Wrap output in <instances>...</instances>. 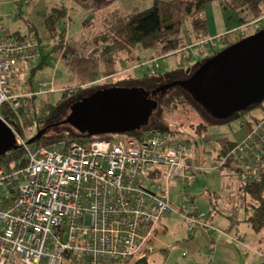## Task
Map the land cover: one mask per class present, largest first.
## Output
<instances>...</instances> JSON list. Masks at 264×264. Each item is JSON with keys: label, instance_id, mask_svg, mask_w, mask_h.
<instances>
[{"label": "built area", "instance_id": "obj_1", "mask_svg": "<svg viewBox=\"0 0 264 264\" xmlns=\"http://www.w3.org/2000/svg\"><path fill=\"white\" fill-rule=\"evenodd\" d=\"M44 49L35 30L8 34L0 16V120L26 154L0 165V264H121L144 257L156 226L172 209L168 188L154 191L161 183L152 179L148 187V175L166 185L174 179L191 185L190 147L153 134L27 143L23 118L40 91H16L10 77L20 61L32 68ZM242 124L246 136L223 160L239 167L244 185L264 171V116ZM191 205L186 201L176 210L189 229L205 225L204 211L185 212Z\"/></svg>", "mask_w": 264, "mask_h": 264}, {"label": "rangeland", "instance_id": "obj_2", "mask_svg": "<svg viewBox=\"0 0 264 264\" xmlns=\"http://www.w3.org/2000/svg\"><path fill=\"white\" fill-rule=\"evenodd\" d=\"M25 1L27 2H24V9L29 7L28 5L30 4L28 2L36 3V0L35 2L34 0ZM152 1L74 0V2L70 3L69 0H63L64 8L69 9V13L67 14L66 12V15H64V26L63 29H60L63 34H51L49 32L50 34L47 35L49 38H53L54 42H57L52 47V50L57 53L68 41V46L72 47L70 50L77 56L79 61V53L82 52L88 55L86 56L87 58H92L90 57L91 55L101 58L102 63H107V65L105 68L98 69V74L96 72L93 73L91 77L93 81L90 82L91 79H89L85 85L58 89L60 84L58 85L56 82V90L49 92V95L38 96L39 102H37V99L35 101V95L32 99L33 106L25 111L26 117L23 118L22 128L28 134L26 139L31 137L29 132L32 131L31 127L33 128L32 125H34L36 120V109H41L47 105V100L51 103L56 102L61 97L62 91L83 89L81 95L85 94L87 96L97 89L113 86L133 87L136 82L134 80L131 81L132 78L136 79L145 74L163 73L177 68L181 63L189 69L196 66L199 62L212 57L210 53L214 51L213 47L219 48L222 45L220 39L217 38L218 35L231 31L232 35H229L233 37H238L240 34L248 36L258 31L257 29H261L264 23V13L255 18L250 8L224 12L220 7L219 1L212 0L206 4L201 13L188 17L182 23L177 37L174 33H165L162 35L164 37L162 42L156 47L147 48L138 45L123 52H105V45L113 44V39L110 38L112 34L115 39L116 36H121L120 30L115 26L119 20L112 16V12L115 10H123L116 8L119 6L118 3L122 6H127L126 8H131L134 2H139L140 8H144L151 5ZM41 2L42 0H40L39 4ZM240 15H243L242 25L238 17ZM106 16H109L111 20L107 22ZM203 18L206 19L203 20ZM204 23L208 25V30L204 29ZM37 27L40 31H43L39 24H37ZM227 27L229 28L227 29ZM207 32L209 34L208 38L204 37ZM168 39L172 40L166 43ZM173 41L177 42V46L173 47V49H168L167 47ZM43 47L45 48V46ZM62 52L61 49V55ZM60 54L57 53L58 56ZM81 61H84L80 62L84 70L91 67L89 59ZM74 64L77 63L73 62ZM19 68H22V72L18 71ZM62 69L63 66L59 68L58 64H44L33 75L32 87L45 91L47 87L38 85L37 81H44L47 85L49 80V86L54 88L55 78L52 77L50 79L49 74L57 75ZM16 70L10 77L13 88L19 92L29 90V85L26 83L30 75L29 69L20 61L16 64ZM58 76L60 75L58 74ZM151 90L153 89L151 88ZM68 100L66 101L67 106L62 120L70 113V106L75 103L72 99ZM262 102L261 105L242 110L240 114L233 117L220 119L212 116V120L207 117L203 119L197 118L194 111H191L186 106V109H179L173 114L171 125H164L170 128L168 132L174 131V134H169L166 131L165 137L161 136L160 133L153 134L166 139L170 137L168 140L183 142L190 147L188 162L192 165H189L190 170L195 172V181L189 186H183L180 179H174L169 181L167 186L164 181L155 178L151 174L148 175L147 186L149 187V183L153 179L156 184L161 183L159 186L153 187L154 191H158L161 188L166 189L167 187L172 208L180 209L183 202L194 201L195 204L189 206L185 212L196 214L199 210L204 211L206 216L202 220L204 223L205 221L208 222V225L207 223L205 225L197 223L193 225L194 228L192 230H188L190 224L185 221L184 217L173 209L168 210L161 222H159L160 224L156 226L155 235L150 241L152 250L150 253L147 251V254L151 264H239V261L242 264H247L251 260H254L255 264L264 263V230L256 232L249 222L245 220L249 213L246 212L242 205V195L239 190L241 181L238 177V169L232 161L226 162L223 160V155L228 154V151L235 147V143L246 136L247 126L242 123L245 122L251 126L257 121V118L264 116V100ZM201 120L202 122H209L206 129H198V123ZM67 125L70 127L67 126L65 130L79 133L81 135L80 138L91 139L93 136L101 135H88L70 124ZM59 127L51 128L48 133H51V136L62 134L63 131L60 132ZM144 127L130 132L110 133L113 134L112 138L92 139H118L122 141L125 138H131L127 137L129 133L140 132L144 130ZM34 132L35 136L37 132L35 130ZM159 132L163 131L160 130ZM172 137L175 139H171ZM185 138L186 140H184ZM63 139L68 140L66 138ZM51 143H54V141ZM223 149L226 151L223 152ZM193 167H197L196 170ZM209 224L214 226L216 233L213 234ZM238 230H240L239 236H237ZM218 231L221 232L219 233ZM259 239H262V241ZM214 242L216 243V248L213 249L214 256L209 259L208 253L214 247ZM75 264H81V262L78 260Z\"/></svg>", "mask_w": 264, "mask_h": 264}, {"label": "trees", "instance_id": "obj_3", "mask_svg": "<svg viewBox=\"0 0 264 264\" xmlns=\"http://www.w3.org/2000/svg\"><path fill=\"white\" fill-rule=\"evenodd\" d=\"M212 0H154V2L147 8L139 9L133 8L132 10H115L112 12V16L118 18V23L115 25L117 29L121 32V36L114 38L112 34L113 44L105 45V52H119L129 50L134 46L141 45L142 47H156L159 43L162 42V35L165 33H174L175 36H178V31L182 26V23L188 18L193 17L198 13H201L208 2ZM220 7L223 11L227 10H242L244 8H250L253 16L258 18L264 13V0H218ZM64 15H66V9L63 6L55 7L48 14L45 19V24L51 34H57L63 32L60 29H63V19ZM106 21H110L109 16H106ZM206 18H203L205 20ZM29 25L32 26L31 23L28 22ZM207 24V22H206ZM204 23V29L208 30L207 26ZM203 25V24H201ZM264 27V23L262 24V28ZM35 30V28H30ZM29 30V29H28ZM260 30V29H257ZM118 31V30H117ZM232 32H224L222 35H218L217 38L220 39L222 45L219 48L213 47L214 51H211V55L213 56L219 50L224 49L225 47L241 40L246 34H240L238 37L231 36ZM37 34V33H36ZM231 34V35H229ZM109 37V36H108ZM204 37H209L208 32ZM203 37V38H204ZM202 39V38H200ZM116 40V41H115ZM169 40V41H168ZM166 43H169L168 39ZM165 43V45H166ZM172 44V45H171ZM167 47L168 49H173V47L177 46V42L173 41ZM53 51V50H52ZM42 58V56H41ZM37 62L32 68H30V75L27 78L26 82L28 85H31L33 75L36 71L43 66L44 61L41 60ZM44 59V58H43ZM205 61V60H203ZM201 61V62H203ZM196 66L190 67L189 70L183 63L180 64L177 68L167 70L166 72L159 74H145L143 76H139L136 79H131V81H135L136 85L133 87H141L146 90H151L161 85V83H168L174 80H182L189 77L192 72H194L199 64ZM83 89L79 90H68L62 91L61 97L54 103L47 102L41 109H36V131L46 129L44 135L40 137L33 146H41L50 144L53 141L58 139H79L81 135L75 132H68L65 128L69 125L60 123L62 121V116L66 108V101L72 99L73 102L81 99L85 96L81 95ZM157 100V108L155 109L153 115L151 116L148 124L141 130L140 132H131L127 137L142 139L145 135L148 134H158L161 136L167 132L169 134H174V131L168 132L170 128L164 125H171L173 120V114L179 109H186V106L189 109L194 111L195 116L197 118L203 119L205 117L213 119L212 115L198 102L192 97V95L180 85H175L171 88H168L165 92H158L155 96ZM68 100V101H69ZM72 102V103H73ZM261 102L258 105H261ZM191 108H190V106ZM255 105V106H258ZM255 106H251L253 108ZM41 110V111H40ZM246 110V109H245ZM38 114V115H37ZM240 114L236 112L230 117ZM259 119V118H257ZM195 120H197L195 118ZM167 123V124H166ZM207 123L199 121L198 129H206ZM60 126V127H59ZM59 127V131L63 133L54 134L51 136V133H48L51 128ZM162 130L163 132H159ZM144 131V132H143ZM166 131V132H165ZM142 132V133H141ZM112 138L113 134L106 133L97 136H93L92 138ZM165 137V136H164ZM170 138V137H168ZM167 138V139H168ZM175 139V138H171ZM186 140V138L184 139ZM233 142V141H232ZM226 151L223 149V152ZM25 155V149L21 146H16L11 149L4 155L0 156V165H5L10 161L15 160L18 162L20 159H25L23 156ZM239 169L238 166H236ZM193 184V183H192ZM239 190L242 195V205L245 208L246 212L249 214L246 216L245 220L249 222V224L254 228L256 232H261L264 230V171L260 172L257 175H254L246 184H240ZM182 214V213H181ZM206 216V214H205ZM206 222V221H205ZM208 223V222H206ZM210 228L213 231V234L216 233V229L213 228L211 224ZM194 228V226H193ZM192 228V229H193ZM189 229L188 230H192ZM219 233L221 231H218ZM238 242L240 240L236 238ZM214 247L208 253V258L212 259L214 256V250L216 248V243H213ZM211 256V257H210ZM121 264H151L148 260V254L141 258H133L128 261H125Z\"/></svg>", "mask_w": 264, "mask_h": 264}, {"label": "water", "instance_id": "obj_4", "mask_svg": "<svg viewBox=\"0 0 264 264\" xmlns=\"http://www.w3.org/2000/svg\"><path fill=\"white\" fill-rule=\"evenodd\" d=\"M175 85L186 89L220 119L260 104L264 100V27L219 50L186 79L153 90L123 86L97 89L73 103L60 123L88 135L138 130L148 124L157 108V93ZM45 130H39L28 143L42 137ZM16 146L14 133L0 120V156Z\"/></svg>", "mask_w": 264, "mask_h": 264}, {"label": "crops", "instance_id": "obj_5", "mask_svg": "<svg viewBox=\"0 0 264 264\" xmlns=\"http://www.w3.org/2000/svg\"><path fill=\"white\" fill-rule=\"evenodd\" d=\"M69 1H70V3L74 2V0H69ZM24 2H25V0H0V16L2 17V21L4 23V27H5L6 31H8V34H11V33L23 34L28 29L35 28V32L37 33L36 35L42 40L43 46H45V49L42 53V58H41V60L44 61L43 65L49 63V65H54V64L57 65L58 64L59 68L61 66H63V69L61 70L60 73H57V71H56L57 75H52V73L49 74L50 79L52 77L55 78L54 88H51L49 86V82H48L49 80L47 81V86H46L47 90H45V91L41 90L40 88L32 87V85H29V90H27V91H32V90L40 91V93L35 96L36 97L35 101L37 99V102H39L38 96L43 95V94L49 95L48 94L49 92L56 90V82L58 83V85L60 84L58 86V89H65V88L78 87L81 85H85L89 81V79H91L90 82L93 81L91 78L93 73L96 72V74H98V69L105 68V66L107 65V63H104V62L102 63L101 58L94 56V55H91V56L89 55L92 58H87L86 57V56H88L87 54L80 52L79 53L80 54V61H79L77 59V56L72 53V50H70L72 47L68 46V41H67V44L63 48H60L59 51L57 52L60 54L61 49H62V51H63L62 55L60 54V56H58L56 52L52 51V47L57 42H54L53 38L51 39L47 36L48 34H50L49 33L50 31L48 30V28L46 27V24L44 22H45L46 17L52 11L53 8L60 7V6L65 7V4L62 3L63 0H42V2L40 4H39L40 0L39 1L36 0L35 4L33 2L28 3L30 5H28L29 7L27 9H24V5H25ZM34 2H35V0H34ZM153 2H154V0L152 1V3ZM118 5L119 6L116 8L123 9L124 11H127L133 7H137L139 9H144V8H147L150 6L149 5V6H146L144 8H140L139 2H134L133 6H131V8H126L127 6H122L119 3H118ZM126 5H128V4H126ZM66 12L68 14L69 9L66 8ZM69 16H70V14H69ZM238 17H239V21L242 25L243 15H240ZM28 22L31 23L32 26H30V27L27 26V25H29ZM37 24L40 25V27L43 29V31H40V29L37 27ZM228 28L229 27H227V29ZM66 30H67V28H66ZM58 47H59V45H58ZM51 55H52V57H51ZM86 59L90 60L89 62H90L91 67L87 70H84L81 66L82 63H80V62H84L81 60H86ZM73 62H75L77 64L73 65ZM15 70H16V67H15ZM15 70H14V72H15ZM18 71L22 72V68H19ZM58 74L60 76H58ZM97 76H99V75H97ZM83 79H85V80H83ZM24 92H26V91H24ZM47 101L50 102L49 100H47ZM161 181H163V180H161ZM181 182L184 186L185 184H184L182 179H181ZM187 186H189V185H187ZM168 194H169V192H168ZM188 201L193 202V204H195L194 201H192V200H188ZM172 209L176 212H179L178 210H176V208H172ZM199 211H202V210H199ZM165 214H164V216H165ZM159 222H161V220ZM239 231L240 230L237 231V236H239ZM262 239H259V240L262 241ZM260 249H262V248H260ZM239 264H242V263H240V261H239ZM247 264H255V262H254V260H251V262H249Z\"/></svg>", "mask_w": 264, "mask_h": 264}, {"label": "clouds", "instance_id": "obj_6", "mask_svg": "<svg viewBox=\"0 0 264 264\" xmlns=\"http://www.w3.org/2000/svg\"><path fill=\"white\" fill-rule=\"evenodd\" d=\"M35 126H36V122H35ZM35 131H36V128H35ZM36 132H38V131H36ZM34 133H35V132H33V133L29 134V135H31V137H30V138H32V137L34 136ZM27 135H28V134H27ZM27 135H26V136H27ZM30 138H29V139H30ZM29 139H27V143H28V140H29ZM35 141H37V140H35ZM35 141H34V142H32V143H30V144H34V143H35ZM16 145L18 146V144H17V143H16Z\"/></svg>", "mask_w": 264, "mask_h": 264}, {"label": "bare ground", "instance_id": "obj_7", "mask_svg": "<svg viewBox=\"0 0 264 264\" xmlns=\"http://www.w3.org/2000/svg\"><path fill=\"white\" fill-rule=\"evenodd\" d=\"M141 88V87H140ZM78 101V100H77ZM153 113H154V111H153ZM153 115V114H152ZM151 115V116H152ZM151 118V117H150ZM4 155V154H3ZM24 158H26V154L23 156ZM47 166H49V167H52V165H50V164H48Z\"/></svg>", "mask_w": 264, "mask_h": 264}]
</instances>
